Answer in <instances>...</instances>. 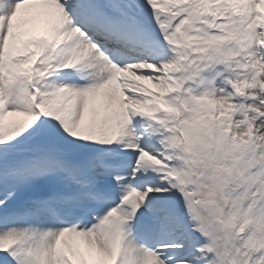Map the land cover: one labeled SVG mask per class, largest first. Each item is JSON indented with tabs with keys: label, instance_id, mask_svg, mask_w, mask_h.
Listing matches in <instances>:
<instances>
[{
	"label": "snow or ice",
	"instance_id": "6c2138e0",
	"mask_svg": "<svg viewBox=\"0 0 264 264\" xmlns=\"http://www.w3.org/2000/svg\"><path fill=\"white\" fill-rule=\"evenodd\" d=\"M0 264H264V0H0Z\"/></svg>",
	"mask_w": 264,
	"mask_h": 264
}]
</instances>
